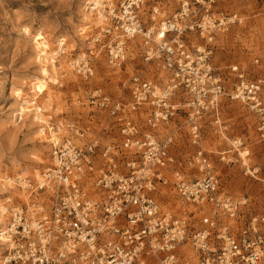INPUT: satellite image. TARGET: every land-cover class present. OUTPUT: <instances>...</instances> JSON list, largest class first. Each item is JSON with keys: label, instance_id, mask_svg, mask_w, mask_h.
<instances>
[{"label": "built area", "instance_id": "1", "mask_svg": "<svg viewBox=\"0 0 264 264\" xmlns=\"http://www.w3.org/2000/svg\"><path fill=\"white\" fill-rule=\"evenodd\" d=\"M143 2L86 1V12L100 24L90 36L93 48L69 59L71 70L91 77L92 50L103 52L111 68L122 69L132 43L145 69L124 79L116 96L97 87L88 94L89 104L105 109L111 118L115 134L110 141L87 137L84 129L67 124L70 136L50 140V163L39 176L16 178L36 197L9 208L7 224L0 229L2 264L263 260L264 177L261 210L250 213L248 198L234 199L221 191L201 134L206 116L217 129H225L218 106L226 97L256 115L264 138V76H251L237 65L228 66L224 76L212 61L215 34L243 18L218 10L217 0H177L171 16L148 24L140 13ZM192 36L202 43L191 45ZM153 70L156 76L150 75ZM176 117L188 129L192 152L187 158L173 152L177 129L162 135L158 131ZM248 154L247 146L234 138L216 159L240 162L245 173L256 177L258 170L243 161ZM162 190H171L193 210L180 216L163 210Z\"/></svg>", "mask_w": 264, "mask_h": 264}, {"label": "rangeland", "instance_id": "2", "mask_svg": "<svg viewBox=\"0 0 264 264\" xmlns=\"http://www.w3.org/2000/svg\"><path fill=\"white\" fill-rule=\"evenodd\" d=\"M216 8L237 12L243 18L241 24L232 25L227 31L216 33L213 38L212 61L217 72L225 76L228 66L237 65L251 76H264V0H217ZM176 9L177 0H144L140 13L148 24L151 20L157 24L171 16ZM84 12L87 13L86 0H0V204L11 197L8 208L25 202L8 192L6 177L14 178L16 190L29 193L30 190L26 187L22 189L16 178L33 180L35 169L39 173L50 163V143L41 142L37 132L40 127L32 129L29 118L17 114L14 91L23 85L24 96L29 102L35 101L36 105L42 107L49 125L62 123L66 130L67 124H75L85 130L87 137L96 136L110 141L111 135L115 134L111 130V118L105 109H96L89 104L88 94L97 87L116 96L124 79L139 69H145L139 58L138 46L132 43L122 69L111 68L103 52L92 50V76L84 79L72 71L68 65L69 59L94 45L90 36L97 30V25L79 30L83 27ZM24 27L29 29L31 35L26 36L22 32ZM38 31L48 40L51 53L57 45L56 37H65L66 44L64 53L56 55V66L60 72L57 80L49 82L46 92L36 98L30 82L38 75L39 64L31 36ZM201 41L194 36L190 39L191 45ZM70 47L74 49L69 50ZM97 54L99 57H96ZM150 75L156 76L157 71H151ZM64 76L68 79H64ZM218 107L221 126L225 129H217L206 116L201 123L203 148L213 160L221 191L234 199L248 198L249 212H260L264 138L257 130V117L242 103L226 97L221 98ZM183 122L182 117H176L158 130L162 135L172 128L177 129L173 152L179 158H187L192 152L188 129ZM65 130L58 131L56 137L62 140L63 136H70ZM41 137L46 140L50 138L48 134ZM234 138L247 146L249 154L245 164L258 170L256 177L245 173L244 165L240 162L223 164L217 161V153L229 149ZM192 174L196 176V172ZM159 200L163 210L175 215L193 210L171 190H162Z\"/></svg>", "mask_w": 264, "mask_h": 264}, {"label": "bare ground", "instance_id": "3", "mask_svg": "<svg viewBox=\"0 0 264 264\" xmlns=\"http://www.w3.org/2000/svg\"><path fill=\"white\" fill-rule=\"evenodd\" d=\"M87 1V0H86ZM157 11V10H156ZM84 19H83V27L79 28V30L87 29L93 24H100V19L99 18H92L89 14L83 13ZM91 23V24H90ZM22 32L26 35L29 36L31 33L29 32V29L24 27L22 28ZM162 36L161 33L158 34V37L160 38ZM86 40V39H84ZM31 41L34 44V48L36 51V61L39 64V72L37 76H34V81L30 82L31 84V89L32 92H34V97H38L39 95H42L46 92L47 90V84L49 82H53L57 80V77L60 72H58L57 66H56V55L60 56L62 53H64L65 50V44H66V38L62 36L56 37V48L55 50L51 53L49 42L46 39V37L43 35L42 32H36L31 36ZM74 47H70L69 50H73ZM50 51V52H49ZM96 57H99L98 54ZM70 67V66H69ZM64 79H68L66 76H64ZM26 82V81H25ZM24 91V86L20 85L19 88H17L14 91V99L16 102V111L17 114H19L20 117L25 115V118H29V122L32 125V129H38V137L40 136L41 142L42 141H49L53 140V142H58L60 138L56 137L58 131H64L65 129L63 128L64 126L62 123H59L58 126H55L54 123L48 124V119L45 120L44 116V111L42 110V107L36 105L35 101L29 102L27 99V96H24L25 93ZM47 105V104H46ZM48 117H50L48 115ZM50 123V121H49ZM51 125H54L53 127ZM66 132V130H65ZM36 133V134H38ZM48 134L50 137L49 139H42V135ZM72 140H76L75 137H72ZM244 156V154H242ZM247 160V157L243 159L245 162ZM38 169H35L34 171V176L38 177L39 173ZM22 177V176H21ZM19 178V177H17ZM5 187L8 190L10 194H12L14 197H17L20 199L22 202L29 203L30 200L35 196H32V194L29 193H24L22 191L16 190V187L14 186V178L13 177H6L5 181ZM19 185L24 189L28 185H26L25 182H22L18 180ZM1 184V183H0ZM8 201L12 202L11 197H7L5 199V202L3 204H0V229L4 227L7 224V214L9 213V203ZM1 248V246H0ZM264 257V254H263ZM1 262V261H0ZM2 264V263H1ZM260 264H264V259L261 260Z\"/></svg>", "mask_w": 264, "mask_h": 264}, {"label": "crops", "instance_id": "4", "mask_svg": "<svg viewBox=\"0 0 264 264\" xmlns=\"http://www.w3.org/2000/svg\"><path fill=\"white\" fill-rule=\"evenodd\" d=\"M264 259V258H263Z\"/></svg>", "mask_w": 264, "mask_h": 264}]
</instances>
